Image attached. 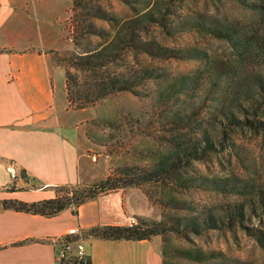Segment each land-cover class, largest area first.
<instances>
[{"label": "rangeland", "instance_id": "obj_1", "mask_svg": "<svg viewBox=\"0 0 264 264\" xmlns=\"http://www.w3.org/2000/svg\"><path fill=\"white\" fill-rule=\"evenodd\" d=\"M241 1H83L89 7L101 6L120 21L151 12L157 23H149L146 32L140 33L143 39L205 54L201 60L161 59L128 50L107 71L125 73L130 89L89 106L97 110V118L89 123L88 136L100 148L109 174L152 178L126 189L142 192L146 213L160 218L147 219L165 223L168 231L160 235L164 264H264V248L251 235L255 230L264 233V213L246 208L243 218L228 215L239 205L257 202L258 193L264 192V129L247 124L264 122V11L252 10ZM71 7L72 0L59 22L64 48L53 54L54 63L64 70L66 58L75 51L69 31ZM195 19L232 25L247 40L233 47L225 39L191 29ZM92 22L109 30L101 20ZM116 27L110 30L115 32ZM91 40L90 47L104 41ZM67 68L74 90L82 97L91 96L96 81L106 75ZM184 148L196 149L202 159L182 167V158L176 154ZM172 164L179 167L177 171L166 172ZM199 178L208 179V187L190 186ZM221 181L233 185V190L212 188ZM53 193L57 194L56 188ZM128 201L132 209L142 207L132 198ZM210 217L215 228L206 223ZM191 222L197 223L199 233L189 228ZM72 240L75 237L68 239ZM197 251L209 259L196 262L181 257Z\"/></svg>", "mask_w": 264, "mask_h": 264}, {"label": "crops", "instance_id": "obj_2", "mask_svg": "<svg viewBox=\"0 0 264 264\" xmlns=\"http://www.w3.org/2000/svg\"><path fill=\"white\" fill-rule=\"evenodd\" d=\"M70 6L71 0H0V206L48 200L56 187L92 185L109 175L88 136L97 110L69 106L65 70L54 63L53 52L64 48L59 22ZM143 195L119 190L80 205L76 216L72 208L45 217L0 207V264H58L57 241L73 237L72 228L160 220L146 213ZM129 198L142 207L132 209ZM83 244L90 264H164L160 235L142 241L89 237Z\"/></svg>", "mask_w": 264, "mask_h": 264}, {"label": "trees", "instance_id": "obj_3", "mask_svg": "<svg viewBox=\"0 0 264 264\" xmlns=\"http://www.w3.org/2000/svg\"><path fill=\"white\" fill-rule=\"evenodd\" d=\"M83 1L84 0H72L71 16L69 18L71 28L69 31L72 36L71 39L75 51L70 55V58H66L65 60V74L67 100L72 109L89 107L98 99L105 98L116 92L130 89L128 86V80L125 78V73H108L107 71L110 66L122 59L123 55L128 50L161 59L175 58L201 60L205 58V54L197 49L174 50L160 46L155 40L143 39L140 36V33L146 32L149 23H157V18L153 16L151 12L138 13L130 19L120 21L113 14H109L107 11L103 10L101 6L97 5L89 7L84 5ZM122 1L128 3L129 0ZM241 2L252 10L264 11V0H242ZM93 19H98L106 23L109 30L107 31L101 27H97V25L92 22ZM115 24L117 26L116 31L112 32L110 29H113V25ZM159 24L162 28H166L165 24ZM192 24L193 25L190 26L191 29L205 31L217 38L225 39L233 47L239 45L242 46L245 43L244 39L245 41L247 40L245 35L242 34L238 28L229 24H222L215 19L208 20V22L195 19ZM94 37L104 41L94 47H90L92 43L91 39ZM85 42L87 44L84 46L83 43ZM53 54H55V52H53ZM67 67L78 68L93 73L100 71L102 74L105 73L106 75L96 81L94 85L95 89L94 92L91 93V96L87 95L82 97L78 96V91L74 90L76 84L74 83L73 77ZM74 103H76V105H74ZM232 121L237 123L234 119H232ZM247 124L254 129H264V122L262 121L247 122ZM176 157L177 159L182 158V167H184L192 160H201L203 156L198 154L196 149L184 148L181 152L176 154ZM177 168L179 167L172 164L166 172L177 171ZM147 175L149 174L144 175L142 178L128 179L116 178L110 173L105 179L92 185L75 184L56 187L57 194L48 200L33 203L4 201L1 204V207L45 217H53L66 209L74 208L72 214L76 216V209L80 205L100 196L124 190L128 187H140L143 182L152 179L151 176ZM199 180V183L195 182V180L192 181L190 186L208 187V179L199 178ZM212 188L217 191L226 192L228 190H233V185H229L226 181H221L218 182V184H213ZM238 208L237 210L234 209L232 212L230 211L228 215H230V217L233 215L243 218L244 210L246 208L254 213L258 211L259 208V211L264 213V192L258 193L257 202H252L250 206L247 204L239 205ZM206 221L211 228H215L213 218L210 217L206 219ZM189 228L195 233H199L197 223H189ZM172 230L176 232L178 231L175 230V228H172ZM166 231H168V229L165 227V223L162 220L153 221L147 218L137 217L136 223L129 226L105 225L91 228L85 233L87 237L105 241H142L150 240L156 235H163ZM251 235H253L260 246L264 248V233L255 230ZM66 240L67 239H65V241ZM163 255L165 256L164 250ZM181 257L196 262H202L209 259L208 256L201 251H197L195 254L185 252ZM68 264H90V260L87 257L84 261L79 262L72 259ZM219 264L223 263L220 262Z\"/></svg>", "mask_w": 264, "mask_h": 264}, {"label": "built area", "instance_id": "obj_4", "mask_svg": "<svg viewBox=\"0 0 264 264\" xmlns=\"http://www.w3.org/2000/svg\"><path fill=\"white\" fill-rule=\"evenodd\" d=\"M92 162L96 161V156L91 157ZM10 180L14 181L17 178V173L13 168L9 169ZM134 224V221H132ZM68 234L75 237L74 241H57L56 247V262L58 264H68L70 260L75 259L76 261H84L86 259L85 248H84V236L81 231L77 228L69 230Z\"/></svg>", "mask_w": 264, "mask_h": 264}]
</instances>
